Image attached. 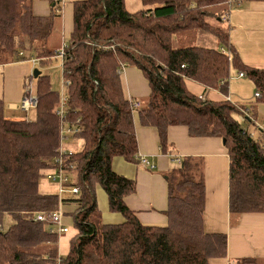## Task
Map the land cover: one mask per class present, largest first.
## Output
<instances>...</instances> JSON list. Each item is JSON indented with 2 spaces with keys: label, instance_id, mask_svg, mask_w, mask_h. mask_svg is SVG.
Listing matches in <instances>:
<instances>
[{
  "label": "trees",
  "instance_id": "obj_1",
  "mask_svg": "<svg viewBox=\"0 0 264 264\" xmlns=\"http://www.w3.org/2000/svg\"><path fill=\"white\" fill-rule=\"evenodd\" d=\"M34 1L0 0V65L36 58L42 66L62 52L64 93L55 91L41 72L37 79L29 77L38 103L23 119L9 117L0 101V264H211L226 257L227 235L205 227L201 159L172 157L176 167L166 175L165 226L145 225L129 208L126 199L136 193L137 183L118 174L113 160L140 164L136 112L143 127L157 131L164 153H170L169 129L175 126L185 127L192 138L225 140L231 215L264 214V128L258 126L263 121L252 112V118L241 120L246 108L228 96L234 67L255 84L264 103V68L247 66L230 46L229 52L172 46L173 38L197 31L228 46L229 34L220 26L228 9L218 7L230 0H142L145 7L135 13L124 0H76L71 37L58 50L51 39L62 0H48L49 16H37ZM128 67L141 70L149 83L150 95L139 100L138 109L122 86L121 73ZM187 80L206 91L218 88L225 98L203 95L202 100L189 92ZM65 127L78 130L73 134L84 145L62 155L71 186L80 191L59 200L56 193H42L40 183L67 149ZM98 187L107 195L109 211L122 216L121 223L104 221ZM61 205L65 225L69 217L77 229L64 257L59 236L50 232L48 222L36 220L37 213Z\"/></svg>",
  "mask_w": 264,
  "mask_h": 264
},
{
  "label": "crops",
  "instance_id": "obj_2",
  "mask_svg": "<svg viewBox=\"0 0 264 264\" xmlns=\"http://www.w3.org/2000/svg\"><path fill=\"white\" fill-rule=\"evenodd\" d=\"M74 1L76 0H63L61 16L55 19V33L51 39L55 50L68 44L71 37ZM247 1L250 2L248 4L250 9H245V6L246 12L264 14V1ZM244 4L242 3V5ZM33 10L37 16H49L51 13L50 2L35 0ZM213 44L215 46L218 44V47L212 48L229 52L225 46L220 45L217 39ZM232 48L234 49V47ZM241 60L243 63L245 62L242 56ZM258 64H264V62ZM246 65L264 68V65ZM33 73L34 65L30 61L0 65V101L4 102L7 115L13 119L19 120L27 116L20 105L26 90V80ZM121 81L124 93L129 100L143 101L149 97V83L141 70L135 67L124 69L121 73ZM186 85L193 95H204L207 99L214 101L225 98L218 88L206 91L204 86L193 80H187ZM33 90L34 94L32 93V95H35V83H33ZM212 93L219 95L214 97ZM134 122L138 141V156L145 157L155 168L153 170L144 168L140 164H131L123 158L117 157L113 160V169L118 174L136 181L137 191L126 199V203L130 209L137 212L139 220L148 226H165L168 223L165 214L168 208L166 175L176 167V164L172 162V157H180L182 160L187 157L201 159L204 166L206 190L204 214L206 230L209 233L226 234L228 238L226 257L212 259L211 264H264V214L231 215L229 210L230 158L222 140L192 138L185 127L175 126L169 129V142L172 145L170 153H164L159 146L157 131L153 128L143 127L137 112L134 114ZM115 215L120 218L114 222H108L106 219L104 221L111 224L121 223L122 216ZM243 260H249V262Z\"/></svg>",
  "mask_w": 264,
  "mask_h": 264
},
{
  "label": "rangeland",
  "instance_id": "obj_3",
  "mask_svg": "<svg viewBox=\"0 0 264 264\" xmlns=\"http://www.w3.org/2000/svg\"><path fill=\"white\" fill-rule=\"evenodd\" d=\"M232 1L233 4L230 3V5L228 4L218 7L221 11H224L226 6L228 9L227 14L223 16V22L220 24L221 28H223L224 31L229 34V43L228 46H226V49L228 50L229 46L234 47V50L239 52L240 58L241 56L244 58V63L246 64L258 66L264 65L258 64L259 62H264V14L262 15L261 12H246L245 9H250V5H248L250 2L247 0H244L245 2L242 0L240 4L236 2V0ZM124 3L126 9L132 13H135L136 11L145 7L142 3V0H124ZM242 3L245 4L242 5ZM212 10L213 12H216L218 9L213 8ZM219 15H221L220 12L218 13L217 18ZM209 20L212 24H216V20L213 17L209 18ZM215 41L216 38L213 36V34L197 31L179 35L173 38L172 46L174 48L190 46H200L207 48L218 47V44L216 46L213 44ZM45 63L46 64L42 66H40L39 61L35 65L33 64L34 70H40L41 68L40 71L49 76L53 89L61 94L64 93L61 58L55 55L52 56V58L47 59V62ZM238 73L239 72L234 67L230 71L228 90L229 99L234 104L238 105V107L250 109L251 112H253L254 115L260 119V121H264V103L255 97V84L246 76L242 79H238L239 77H236ZM33 83H35V81ZM212 94H214V97L219 95L218 93ZM142 102H145V100ZM30 115L31 117L34 116L33 113ZM63 137V144L67 147V149L73 151L82 149L84 145L83 140L74 136V134L68 133L67 127L64 128ZM40 190L42 193L47 194L56 193L57 185L44 178L40 183ZM96 190L98 208L101 210L104 220L106 219L108 222L116 221L117 218L120 217H117L115 213H111L109 211L107 195L100 187H98ZM66 223H68L67 227L69 232L59 236L58 238L59 254L62 257L68 254L71 244L70 242L77 232L75 224L69 217H67Z\"/></svg>",
  "mask_w": 264,
  "mask_h": 264
},
{
  "label": "built area",
  "instance_id": "obj_4",
  "mask_svg": "<svg viewBox=\"0 0 264 264\" xmlns=\"http://www.w3.org/2000/svg\"><path fill=\"white\" fill-rule=\"evenodd\" d=\"M242 0H236L239 4L241 3ZM230 3L233 4V1L230 0ZM62 6H63V0L61 1V7L60 9L56 10L57 13L60 14L62 11ZM59 58H63L62 52L57 55ZM39 60L36 58H32L30 60L31 63L34 65L38 62ZM246 74L244 72H240L237 77L239 78H244ZM32 90H33V81L30 79L26 80V91L29 92V95L23 98L21 102V108L25 112H29L30 109L34 108L37 106L38 100L35 95H32ZM256 98H260V93L256 92L255 94ZM200 99L204 100V96L201 95L199 97ZM63 103L66 101V99L62 98ZM142 106V103L140 101H134L133 103V108L138 109ZM244 114L240 117L241 120L245 121V116L246 117H251L253 114H251V110L249 109H244ZM253 113V112H252ZM63 114V112H61ZM252 118V117H251ZM258 126L260 128H264V121L263 123H259ZM78 130L72 131L71 129H68V133L73 134V132H77ZM72 150L68 149H62L61 150V155L59 156V159L56 160L58 163V166L56 169L51 170L50 172L47 173L46 179L52 183H55L57 185V191L56 194L58 195L59 200H63V197L66 195H77L80 191V187H75L71 186L72 184V178L70 177L69 174H67L66 167L61 160L62 155L68 154L71 155ZM140 161V165H142L144 168H150L154 169L155 167L149 163V161L145 157H139L138 158ZM176 162L178 164L181 163L180 159H177ZM62 205L58 210L54 211H45V212H39L36 214V220L39 222H48L50 225V232L53 234H56L57 236H62L64 234H67L69 232L68 227L65 225L64 221V215H63V210H62Z\"/></svg>",
  "mask_w": 264,
  "mask_h": 264
},
{
  "label": "water",
  "instance_id": "obj_5",
  "mask_svg": "<svg viewBox=\"0 0 264 264\" xmlns=\"http://www.w3.org/2000/svg\"><path fill=\"white\" fill-rule=\"evenodd\" d=\"M53 6H54V5H53ZM40 73H41L40 70H38V69L34 70V73H33L34 78L37 79V77L40 75ZM223 143L225 144L226 141L224 140Z\"/></svg>",
  "mask_w": 264,
  "mask_h": 264
}]
</instances>
